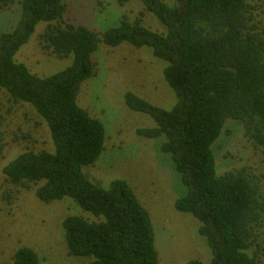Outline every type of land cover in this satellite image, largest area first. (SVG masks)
Segmentation results:
<instances>
[{
    "label": "trees",
    "instance_id": "trees-1",
    "mask_svg": "<svg viewBox=\"0 0 264 264\" xmlns=\"http://www.w3.org/2000/svg\"><path fill=\"white\" fill-rule=\"evenodd\" d=\"M117 2H139L145 12L135 21L124 15L119 26L101 34L67 23L64 0H0L1 10L22 11L16 28L0 36V89L37 112L53 144V151H25L8 163L7 182L35 187L45 204L71 199L90 215L63 220L69 256L90 259L86 264H160L151 217L129 183L117 179L103 188L86 177L84 169L105 150L106 130L78 103L83 83L96 75L93 55L101 43L148 48L166 63L164 77L176 102L167 110L127 92L124 103L152 120V127L137 134L159 141L160 151L171 157L186 188L174 207L201 224L209 259L187 264H262V179L246 169L219 174L215 145L227 123L237 122L264 161V22L257 19L264 0ZM146 12L164 32L144 24ZM40 23L47 24L39 36L42 47L60 60L71 59L66 69L47 77L16 59ZM2 118L0 113V124ZM4 148L0 130V155ZM254 246L259 250L252 251ZM0 264H41V259L25 247Z\"/></svg>",
    "mask_w": 264,
    "mask_h": 264
},
{
    "label": "rangeland",
    "instance_id": "rangeland-1",
    "mask_svg": "<svg viewBox=\"0 0 264 264\" xmlns=\"http://www.w3.org/2000/svg\"><path fill=\"white\" fill-rule=\"evenodd\" d=\"M164 2L171 6L175 4V0ZM64 3L67 23L83 25L101 34L119 26L124 15L135 21L145 12L139 2L124 6L117 0H64ZM21 17L22 11L19 13L17 6L0 9V36L12 32ZM257 19L263 23L264 13ZM143 20L154 31L164 30L147 12ZM46 26L45 23L37 26L16 58L41 77L60 72L71 64L70 58L60 60L42 47L39 36ZM93 56L97 64L96 75L83 83L78 103L104 125L106 142L96 164L84 169L86 177L103 188H108L117 179L129 183L151 217L160 264L207 261L206 240L199 234L201 224L174 207L176 199L186 195V188L174 170L171 157L160 151L159 141L137 134L140 128L152 127V120L130 111L124 103L125 94L132 92L158 107L171 109L176 96L164 77L166 63L154 58L150 49H137L130 44L111 48L101 43ZM0 113L3 117L0 130L5 142L4 152L0 155V263L12 261L14 254L25 247L38 253L41 264L88 263V258L69 256L62 223L68 216L90 215L68 198L51 204L42 203L35 196V187H15L7 182L3 172L8 163L25 151H53L46 123L31 106L14 102L2 89ZM215 153L219 174L246 169L261 177L264 189L262 152L249 143L242 124L227 123L215 145ZM259 243L264 252V228L259 232ZM253 250L258 251L259 247L254 246Z\"/></svg>",
    "mask_w": 264,
    "mask_h": 264
}]
</instances>
